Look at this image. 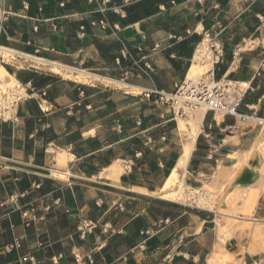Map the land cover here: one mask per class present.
Listing matches in <instances>:
<instances>
[{"label": "crops", "instance_id": "0c3cea01", "mask_svg": "<svg viewBox=\"0 0 264 264\" xmlns=\"http://www.w3.org/2000/svg\"><path fill=\"white\" fill-rule=\"evenodd\" d=\"M115 4L122 0L106 5ZM123 10H101L99 0H0V45L98 76L86 83L6 66L35 92L15 122L0 121V264H212L215 256L264 264L249 236L264 219V156L244 158L264 121V0H128ZM205 37L220 48L215 78L246 88L238 106L246 117L205 111L181 171L196 185L241 164L231 179L259 191L249 217L161 197L190 136L188 116L141 91H174ZM227 218L236 220L228 238Z\"/></svg>", "mask_w": 264, "mask_h": 264}, {"label": "built area", "instance_id": "2783aa9c", "mask_svg": "<svg viewBox=\"0 0 264 264\" xmlns=\"http://www.w3.org/2000/svg\"><path fill=\"white\" fill-rule=\"evenodd\" d=\"M113 12L123 15L120 8H113ZM99 23L101 27H105L103 21ZM114 27L117 28L116 25ZM120 55L126 57V52L121 51ZM214 57L213 65L218 61L219 51H216ZM115 62L119 64V58ZM0 64L13 67L14 69L53 71L54 68H58L59 70H64L60 67V63L41 57L37 50L33 53H26L2 45H0ZM139 70L147 74L151 70V66L148 62H144ZM89 74L88 77L91 78V75H93V78L98 80V78H95L97 75L93 73ZM108 80L111 81L110 79ZM30 89L17 79L10 85L4 78H0V121L15 122L17 120L19 105L23 101L34 97L33 94L35 91L33 88ZM245 89L244 86L236 82L221 78L216 79L211 69L206 76L198 78L196 81H187L184 77L181 83L175 87L174 91L167 92L158 89H143L141 95L156 104L177 103L179 105L178 110L204 107L205 111H213L222 115H233L243 119L246 115L238 112V106L240 105ZM45 94L46 92L44 90L40 91L35 99L41 102ZM182 113L183 111L180 112V114ZM262 129L264 133V123ZM130 165L131 160H128L126 168ZM12 246H18V241L15 240L10 247Z\"/></svg>", "mask_w": 264, "mask_h": 264}, {"label": "rangeland", "instance_id": "374dc122", "mask_svg": "<svg viewBox=\"0 0 264 264\" xmlns=\"http://www.w3.org/2000/svg\"><path fill=\"white\" fill-rule=\"evenodd\" d=\"M110 1L111 0H99V3L101 5V10H110L113 12V8H120L123 12L124 11L123 10L124 5L128 4V0H122L121 5L115 4L112 6H107L106 4H108V2H110ZM113 13L121 16L120 13L119 14H117L115 12H113ZM100 21H103L105 23V27H106V21H104V20H100ZM205 38L206 39H204V40L207 41L208 48H209V51L211 52V54H212V50H213L214 54H216V51H220L219 46L214 44L213 41H211L209 39V37H205ZM1 66H3L6 69V71L8 70L7 71L8 73L12 74L11 71L8 68H6V66H4V65H1ZM77 69H82V68L77 67ZM82 70H85L88 73H93V71H91V70H86V69H82ZM53 71L56 73H62V75L68 76V77L76 79V80L84 81L86 83H93V82L97 81L93 78V75H91L92 77L90 78V77H88V75H82V74H79L78 72L73 73V72L68 71V70H59V69L54 68ZM93 74H95V73H93ZM204 76H206V75H204ZM95 77H97V76H95ZM154 104H156V103H154ZM158 105H161V104H158ZM164 106L169 107L175 113H178V111H179V115H180V112L183 111L184 115L186 116L187 113L190 111L189 109L176 110V109H179L178 104H175V106H174V104L168 103V104H164ZM180 122L183 123V127H181V129L187 133V129L185 127L186 122L184 120H182V121L180 120ZM263 123L264 122H261V125H263ZM260 133H262V137H264L263 129H261ZM262 151H263V154H261ZM255 153H259L260 155L264 156V150L256 149V150H253L248 156H246V154H244V158L251 157ZM234 156H236V155H233V154L231 155V157H234ZM240 166H241V164L237 165L234 168L231 175H228V172L225 169L220 168L218 170V172L216 171V173H213V172L210 173L209 175L204 177V179L201 182L197 183L196 185H192V184L188 183V181L183 179V183L185 184V187H188L187 191L190 193V195L188 198H185V199L177 198L175 200L182 202V203L191 204V205H194L196 207H199V206L201 207V204L199 203V200L197 198V196L199 194H201L203 197H209V196L212 197L211 200L213 201V203L211 205V208L218 210L220 212L226 213L228 216L233 215V217H234V216H238L239 214L246 216V217L251 216L252 209L248 210L249 208L246 205V198L249 195L248 191L250 188H247V189L241 188V187H239V185L237 187V185L231 179L232 176L237 172V170H239ZM226 177H229V178L226 179ZM195 189H198V191L194 192ZM260 204L264 205V196L261 197ZM226 221L227 222H226L225 227H224V230H226V231H225L224 235H226V237L228 238L231 234L230 229L236 223V220L227 218ZM249 229H250L249 236H251L252 241L255 243V247L259 248V249H264V219L254 221V223L251 224ZM219 259H220V256H215L214 257V260H215L214 264H218Z\"/></svg>", "mask_w": 264, "mask_h": 264}, {"label": "bare ground", "instance_id": "6f19581e", "mask_svg": "<svg viewBox=\"0 0 264 264\" xmlns=\"http://www.w3.org/2000/svg\"><path fill=\"white\" fill-rule=\"evenodd\" d=\"M214 59H215V57L213 56V53L211 54V52L209 51L207 41L206 40L201 41L199 43V45L196 47V50H195L194 55H193V62L190 65V67L186 73L185 79L187 81H189V80L196 81L198 78H201L202 76L207 75L210 72V70L212 69ZM60 67L63 69L64 68L68 69L71 72H75V73L78 72L79 74H82V75H89L88 72H86L84 70L77 69V68L64 67L61 64H60ZM56 69H58V68H56ZM0 78H2V79L4 78L6 80V82L9 83L10 85L16 81L15 77L12 74L8 73L6 71V69L3 66H1V64H0ZM95 78H97V77H95ZM175 104H177V103H175ZM175 104H174V106H175ZM176 110H178V109H176ZM189 110L190 111L187 113V116H188V123H189V127H190V129H189L190 130V132H189L190 136L187 139V141L184 142L183 148H182V153L178 157L176 165L170 171L169 175L167 176V178L165 180V183L163 184L161 197H163L165 199H167V198L170 200L171 199L175 200L177 198L185 199V198H188L190 195V193L187 191L188 187H185V184L183 183V175H182L183 171H181V170H183L185 168L186 163L188 161V158H189L192 146H193V142H194V136L196 135V133L198 131V126H199V123H200L204 113H205V108L204 107H197V108H193V109H189ZM258 121L264 122L262 120H258ZM179 125H180V128L183 127L182 122H180ZM260 135L261 136L258 138L256 144L254 146H252L248 152H251V151L256 150V149L264 150V146H263L264 137H262V134H260ZM261 154H263V151ZM54 175L58 176L59 173L55 172ZM197 191H198V189H195L194 192H197ZM258 196H259L258 190H253L249 193L248 197L246 198V205L249 208L248 210L252 209L256 205ZM197 198L199 200V203L201 204V207L211 208V205L213 203V201L211 200L212 197H210V196L209 197H203L201 194H199L197 196ZM210 263L214 264L215 260L212 259L210 261Z\"/></svg>", "mask_w": 264, "mask_h": 264}]
</instances>
